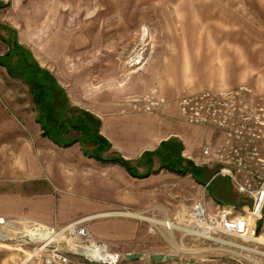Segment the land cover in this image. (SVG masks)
Returning a JSON list of instances; mask_svg holds the SVG:
<instances>
[{
  "label": "rangeland",
  "instance_id": "1",
  "mask_svg": "<svg viewBox=\"0 0 264 264\" xmlns=\"http://www.w3.org/2000/svg\"><path fill=\"white\" fill-rule=\"evenodd\" d=\"M12 40L46 72L47 81L62 90L68 106L102 120L105 134L115 145L126 142L125 138L138 142L145 135L141 127L152 123L151 119L156 124L163 118L175 121L171 109L178 110L176 102L183 96L242 89L247 106L242 108L245 117L236 122L248 130L230 133V137L235 144L238 136L254 143L261 158L264 0H0V219L30 221L32 210L39 215L50 212V221H56L58 211L69 210L76 219L107 211H144L138 220L103 217L87 220L86 226L94 238L116 252L142 254L125 264H247L252 252H260L264 260V245L217 232L203 233L200 225L186 223L191 217L197 224L196 217L182 213L214 193L224 205L234 204L231 217L245 222L243 211L250 199L237 193L231 178L219 172L239 168L230 172L231 177L251 182L247 165L252 163L251 170L264 174L262 163L239 157L237 166L228 158L221 161L203 155L202 147L209 145L214 151L224 133L217 127L198 126L214 132L190 154L173 137L161 141L158 150L202 171L206 182L215 176L210 185L206 188L205 182L183 191L171 188L165 196L144 198L145 204L135 208L126 193L128 180L122 167L83 155L77 142L58 146L40 135L28 85L17 67L8 73L2 65L8 61L6 44ZM159 99L160 104L145 110ZM116 117L121 118L120 129L114 124ZM136 119L142 121L140 126L134 125ZM70 136L78 137L75 132ZM111 153L116 151L109 147L105 154ZM252 182L251 189H258L259 181ZM210 204L204 211L215 213L218 208ZM259 215L253 235L264 241V214ZM7 227L0 225V259L18 264L31 249L6 237L3 240V235L20 232H9ZM224 242L236 244L229 247ZM237 244L248 250L236 249ZM150 254L173 258L151 262Z\"/></svg>",
  "mask_w": 264,
  "mask_h": 264
},
{
  "label": "built area",
  "instance_id": "2",
  "mask_svg": "<svg viewBox=\"0 0 264 264\" xmlns=\"http://www.w3.org/2000/svg\"><path fill=\"white\" fill-rule=\"evenodd\" d=\"M241 90L242 89H237L234 92L218 93H209V91H205L197 94V96H183L176 102L178 114L184 123L204 128L217 127L220 133H224L221 143L217 146L218 148L213 151L210 150L209 145H204L201 150L202 154L216 160L228 158L229 162H235L237 166L240 165L238 161L239 157L243 161L248 159L250 162L252 160H257L262 163L260 158L257 157V149L259 147L254 143L241 140L240 136L236 137V140L239 141L238 144H235L237 141L233 140L232 136L230 137V133L243 132V128H245L244 130H248L245 124L242 125L236 122V119L241 122V117H245L243 114L244 111L242 113V108L246 109L247 106ZM161 102V99L158 101L156 100V102L150 103V107H146L145 110L150 111L152 109L151 104L157 106ZM242 102L244 104H241ZM232 115L237 116L232 118ZM261 165H263V163ZM251 166L252 163L247 165L246 172L253 177L249 178L250 180L255 181L256 179L259 181L260 186L256 190L251 189V185L253 184L252 181L248 182V179H243V182H240L233 176L231 177L230 172H232V174L236 173L240 171L239 168H234V170L231 168L232 171L230 169H223L219 172L221 175H227L231 178L232 186L237 193L250 199L249 206L243 211L246 214L245 222L238 219L239 217H231L232 212L222 207L218 208L215 213L208 214L204 211L202 204L196 202L193 208L188 211V214L193 216L192 212L195 210L198 211L196 215L197 224L191 221V217L188 219L189 222L186 223L189 224V226L200 225L203 233L210 234L212 232H217L223 236L240 240L247 234L253 235V226L255 221L260 217L259 214L262 203L264 202V181L251 172ZM253 171L260 172L256 169H253ZM0 225L2 228L8 226L7 229L10 225L18 228H25L23 226H26L28 229L27 235L16 234V236L10 235L11 237L3 235L2 239L6 237L8 238L6 241H16L18 243L17 245L21 247H30L31 253L29 254V260H38L40 264H78L79 261L84 264H125L124 262H130V260L123 257V254L113 250L109 244L94 238L88 230L86 220L84 219L69 222L60 226V228L55 225H44L31 220L6 221L0 219ZM36 228L42 229L43 232L49 230L50 236L45 238L42 234L41 236L44 237L42 240L30 238L29 234L33 233V229ZM55 233L57 236L53 237L52 234ZM262 256L263 255L252 252V256L247 260V264H264V260L261 259Z\"/></svg>",
  "mask_w": 264,
  "mask_h": 264
},
{
  "label": "crops",
  "instance_id": "3",
  "mask_svg": "<svg viewBox=\"0 0 264 264\" xmlns=\"http://www.w3.org/2000/svg\"><path fill=\"white\" fill-rule=\"evenodd\" d=\"M171 113H173L174 115V119L175 121L172 120H167V118H163L161 120H159V122L156 124V120L153 122V120L151 119L152 123H150L149 125L145 126V127H141L143 128V130H141L145 135L141 136L138 142H130L131 140H128L127 138H125L126 142H123L121 144H117L115 145V141H113L112 139H109L108 136L105 134L106 131L103 130V122L100 119V126H99V134L108 142L110 149L116 151V153H114V155H118L120 156V154L126 155V157L120 156L125 160H128L132 166H134L135 168V172L137 174H142L144 172L147 171V168L150 167V171L147 173V175L145 177L142 178H138V177H132L130 175H127V180H128V184L126 186V193L127 196L130 198V204L132 206L136 207H141L142 205L145 204V200L144 198H150V197H154V196H162L164 194L167 193V191H171L172 189L175 190H179V191H183L184 189H186L188 186L193 188V185L198 187V183H196L190 175L186 174L185 176H179L176 175L174 173H170L167 172L165 170H158L155 172V170L158 168V164H159V159L154 156V155H150V156H144L142 155L143 153H151V152H155L156 150H158V145L160 144L161 141L166 140L169 137H173V140H179L181 143L184 144V147L186 149V152H188V154H190V152H192V149H194L195 147L198 146V144L203 141H206V139H208V133L214 132L213 130H207L198 127V126H193V125H187L184 124V122L178 118L180 116H178V110L176 111L175 108L171 109ZM115 123L117 124L116 126L119 127L120 129V125H121V118L120 117H116L115 118ZM134 125H141L142 121L140 119H136L134 121ZM118 129V128H117ZM118 129V130H119ZM208 132H207V131ZM122 133V132H119ZM163 134L161 138H159V135ZM217 135V134H216ZM221 137V136H220ZM123 138V137H122ZM145 139L144 141H141ZM212 141V140H209ZM217 144V143H216ZM215 144V145H216ZM212 148V147H211ZM111 151V150H110ZM112 155V153H111ZM148 158H150V161L148 163ZM260 161L263 163L264 166V155L263 157L260 158ZM253 172L255 175H257L258 177L261 178L262 181H264V174L260 173V172H254L253 170L251 171ZM188 177V179H186ZM215 177V176H214ZM212 177L211 180L214 178ZM185 179V180H184ZM210 179L205 183V186L208 185V183H210L211 181ZM118 189H119V184H118ZM133 198V199H132ZM209 200H203L202 206L203 208L206 210V206H208L210 204V202L212 203L213 207H217V208H224L227 207L229 208V211L232 212V210H234V204L231 205H224L222 202H220L219 200H217L215 198L214 193H211L210 195H208ZM245 201V200H244ZM248 207L249 203L246 204ZM37 206V205H35ZM211 206V204H210ZM39 207V206H38ZM209 207V206H208ZM264 208H262L260 214L263 215V210ZM201 210V209H200ZM86 213L85 210H81L79 213ZM188 212V211H187ZM187 212H185V210L182 211V213L188 214ZM197 210L192 212V215L194 217H196L197 215ZM32 214L30 215V217H28L30 220H33L35 222L44 224V225H54L53 223H57V224H65V223H69L78 219H84V220H93V219H98V218H103V217H127V218H132V219H137L139 215L144 214V211H107V212H99L96 214H92V215H86L85 217L82 218H78L75 217L76 215L72 212L70 213L69 210L66 211H58L56 213V218L54 220H51V213L47 211V213L45 214H41L38 212V214L34 213V211L32 210L31 212ZM165 213V212H163ZM209 213V212H206ZM166 214V213H165ZM151 216V215H150ZM149 216V217H150ZM164 217V216H163ZM164 219H169L167 217H164ZM150 223V222H149ZM179 223V222H177ZM196 223V221H195ZM56 226V225H55ZM176 226V225H175ZM25 228H18V227H13V225H10L9 227V232H15V231H20L19 233L16 234H20L21 232L24 233V235H27V231L28 229L26 228V226H23ZM16 228V229H14ZM179 226H176V230L179 231ZM183 227H181V232L183 231ZM40 234V228H36L33 229V233H30V236H36ZM211 239V237H209ZM214 241H218L220 242V240L217 239H212ZM242 241L245 243H253V244H259V245H264V241L262 239H260V237L257 236H253V235H245L242 238ZM227 246L229 247H233V245L235 246L236 243H232V242H224ZM237 248L239 250H248L245 246H241L239 244H237ZM131 253V252H130ZM258 254H261L260 252H257ZM151 255V254H150ZM29 257L24 258L23 260H21L18 264H40L38 262V260L35 259H31L29 260ZM4 259H0V264H5L3 262ZM132 261V260H130Z\"/></svg>",
  "mask_w": 264,
  "mask_h": 264
},
{
  "label": "trees",
  "instance_id": "4",
  "mask_svg": "<svg viewBox=\"0 0 264 264\" xmlns=\"http://www.w3.org/2000/svg\"><path fill=\"white\" fill-rule=\"evenodd\" d=\"M8 46V61L2 63L8 73L13 67L18 68V74L28 85L32 103L37 108L38 116L35 121L39 124L42 137L47 138L58 146H69L75 142L79 144L83 155L101 163L116 164L132 177L142 178L150 171V167L142 174L135 172L134 166L128 160L118 155L105 154L109 150L108 142L99 134V120L88 112H77V109L68 106L62 90L53 82L47 81V75L28 53L12 40ZM14 58V60H12ZM12 60V61H11ZM9 61L11 63H9ZM62 103V106L57 105ZM77 133L78 137H71L70 133ZM90 147L89 149L86 147ZM142 155H154L159 159L158 168L179 176L189 174L198 184L203 185L206 175L197 168L184 166L176 155L156 150ZM150 158H148V163ZM210 185L206 186V188ZM224 204V203H223ZM264 214V211H263Z\"/></svg>",
  "mask_w": 264,
  "mask_h": 264
},
{
  "label": "water",
  "instance_id": "5",
  "mask_svg": "<svg viewBox=\"0 0 264 264\" xmlns=\"http://www.w3.org/2000/svg\"><path fill=\"white\" fill-rule=\"evenodd\" d=\"M123 257L127 260H135V259L142 258V254L141 253H125L123 254ZM172 258H173L172 255H161V254H153V255L148 256V259L151 262H159L163 259H172Z\"/></svg>",
  "mask_w": 264,
  "mask_h": 264
},
{
  "label": "bare ground",
  "instance_id": "6",
  "mask_svg": "<svg viewBox=\"0 0 264 264\" xmlns=\"http://www.w3.org/2000/svg\"><path fill=\"white\" fill-rule=\"evenodd\" d=\"M5 229V228H4ZM43 230L42 229H40V234H38V235H36V236H30V238H32V239H34V240H42V239H44V237L43 236H45V238L47 237V236H50L49 235V230H45L43 233ZM43 234V236H41ZM16 236V235H15ZM41 236V237H40ZM52 236L53 237H55V236H57L56 235V233L55 234H52ZM254 236V235H253ZM4 240H6V239H4ZM240 255V254H239Z\"/></svg>",
  "mask_w": 264,
  "mask_h": 264
}]
</instances>
